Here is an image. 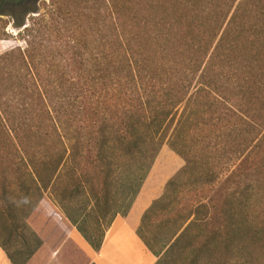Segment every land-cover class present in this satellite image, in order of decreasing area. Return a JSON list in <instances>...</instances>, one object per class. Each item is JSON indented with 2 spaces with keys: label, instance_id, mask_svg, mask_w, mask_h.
I'll use <instances>...</instances> for the list:
<instances>
[{
  "label": "trees",
  "instance_id": "16d2710c",
  "mask_svg": "<svg viewBox=\"0 0 264 264\" xmlns=\"http://www.w3.org/2000/svg\"><path fill=\"white\" fill-rule=\"evenodd\" d=\"M44 1L0 0V15L14 17L27 43L0 55V222L10 235L41 218L35 195L50 191L99 250L163 145L184 158L181 175L193 165L190 121L217 125L218 118L225 143H239L231 175L239 191L227 198L234 206L228 220L254 254L264 251V0H51V15L41 11ZM116 95L125 103L113 105ZM136 156L145 173L121 213L117 159ZM82 196L88 203L75 214ZM200 205L208 214L209 204ZM198 206L174 219L164 255L182 248L190 227L204 220ZM33 240L14 251L0 244L14 264H27L43 244L35 231Z\"/></svg>",
  "mask_w": 264,
  "mask_h": 264
},
{
  "label": "rangeland",
  "instance_id": "374dc122",
  "mask_svg": "<svg viewBox=\"0 0 264 264\" xmlns=\"http://www.w3.org/2000/svg\"><path fill=\"white\" fill-rule=\"evenodd\" d=\"M57 1L61 3L62 0H55V3ZM44 3L41 4V11H48L49 15L53 14V11H51L53 9L52 1L45 0ZM100 13L107 15L106 11ZM14 21V17L11 15H0V55L16 47L25 48L27 46L21 36L22 29L13 25ZM16 21L18 22V20ZM48 60L52 62L54 59L49 57ZM45 79H47L46 82L55 81L53 77L45 76ZM116 103H125L123 97H120V95L114 96L113 105ZM63 110L72 112L67 104ZM216 121L218 122L217 125L214 123L206 124L205 122H199L198 124L196 118L192 119V122L190 121L192 127L191 138H193L189 143L191 146L189 149L190 158L193 161L192 168L182 172L181 175H176L184 168L185 160L166 143L144 180L145 183L151 175L160 171L167 164L169 170H167L166 176L170 178L169 181L171 179L176 181L174 185L169 186L166 199L164 197L163 200L162 196L157 201L156 207L146 218L142 229V234L149 247L156 253H162V255H158L160 257L157 264H264V251L261 250V252L254 254L253 248L248 246V241L238 238L237 224L234 226L236 221L232 223L231 220H228L232 214L231 209H234L232 201L228 199L239 191L238 180L231 177L239 161L234 149L239 143H225L226 135H223L219 128L218 118ZM212 128H215L216 131ZM244 145L245 143L241 147ZM120 158L117 161L123 167L118 170L114 193L117 201H119L117 208L121 213H124L145 170L141 167L143 160L140 157ZM57 197V193L53 195L50 191L44 192V196L35 195V201L40 199L41 216L47 214L48 205L52 203L57 205ZM226 200H228L227 205H225ZM87 203L88 197L78 198L72 204V212L78 213ZM200 203L209 204L208 214ZM197 206L199 216L204 220L195 222L190 227L188 236L182 241L184 245H182V248L164 255L168 248L164 246H166L172 232L178 225V222L175 223L174 219L178 216L179 219H182L184 215L196 209ZM91 210L92 208L89 205L88 211L91 212ZM115 211L116 207L111 210L110 217L114 216ZM206 218L207 220H205ZM92 223L93 219L89 218L86 224L91 226ZM34 224L35 222L31 219L27 221V226L21 223L20 228L12 229L13 234L11 236L9 229L4 228L0 222V241L6 244L10 251H14L17 246L25 248L26 244L23 242L26 238L30 239V243L33 245V232L35 231L38 236L40 235ZM227 227L230 228V231ZM214 230L217 231L219 238L214 236ZM218 232L220 233L218 234ZM210 236H214L217 240L215 239L216 241L208 247L204 246L205 239ZM189 242H193V245L190 244L189 248L185 249ZM243 242L247 248L241 246ZM164 248L165 252H162L161 250Z\"/></svg>",
  "mask_w": 264,
  "mask_h": 264
},
{
  "label": "crops",
  "instance_id": "0c3cea01",
  "mask_svg": "<svg viewBox=\"0 0 264 264\" xmlns=\"http://www.w3.org/2000/svg\"><path fill=\"white\" fill-rule=\"evenodd\" d=\"M167 170L166 164L145 181L128 214H119L106 230L99 250L59 207L53 204L56 213L48 205L47 214L40 215L34 224L43 244L27 264H157L160 256L149 247L140 230L146 213L166 192L170 179ZM0 264H14L1 244Z\"/></svg>",
  "mask_w": 264,
  "mask_h": 264
}]
</instances>
